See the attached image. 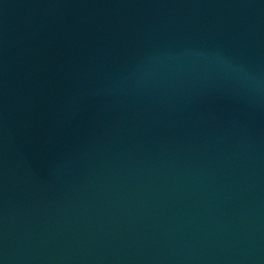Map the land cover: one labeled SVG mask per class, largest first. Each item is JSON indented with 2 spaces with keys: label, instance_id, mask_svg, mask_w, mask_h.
I'll return each instance as SVG.
<instances>
[{
  "label": "water",
  "instance_id": "1",
  "mask_svg": "<svg viewBox=\"0 0 264 264\" xmlns=\"http://www.w3.org/2000/svg\"><path fill=\"white\" fill-rule=\"evenodd\" d=\"M0 264H264V0H0Z\"/></svg>",
  "mask_w": 264,
  "mask_h": 264
}]
</instances>
